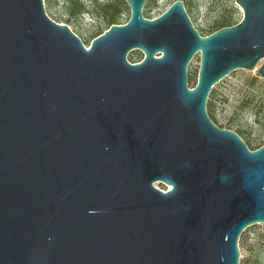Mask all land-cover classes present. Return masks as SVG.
Masks as SVG:
<instances>
[{
  "label": "water",
  "instance_id": "obj_1",
  "mask_svg": "<svg viewBox=\"0 0 264 264\" xmlns=\"http://www.w3.org/2000/svg\"><path fill=\"white\" fill-rule=\"evenodd\" d=\"M126 1L88 48L44 0H0V264H239L264 223V145L207 110L232 71L264 77V0L205 36L183 0Z\"/></svg>",
  "mask_w": 264,
  "mask_h": 264
},
{
  "label": "rangeland",
  "instance_id": "obj_2",
  "mask_svg": "<svg viewBox=\"0 0 264 264\" xmlns=\"http://www.w3.org/2000/svg\"><path fill=\"white\" fill-rule=\"evenodd\" d=\"M90 8L89 13L71 16L68 0H44L46 12L55 21L67 24L90 48L94 36L108 29L106 17L100 8H94L92 0H80ZM103 4H118L121 0H100ZM176 0H147L143 14L155 18L165 12ZM194 26L202 35H209L211 27L223 16L231 15L234 22L243 18V9L235 0H183ZM122 13L118 24L127 22L131 9L126 0L122 4ZM113 12V7L110 9ZM145 54L135 49L128 55L132 63L140 62ZM201 64L197 54L188 65L189 87L194 88L192 80L197 79ZM260 62L254 69L238 68L215 84L208 99L214 103L215 122L222 128L238 132L249 147L257 149L264 142V77L257 76ZM157 187L168 190L165 184ZM239 264H264V223H256L245 229L239 239Z\"/></svg>",
  "mask_w": 264,
  "mask_h": 264
},
{
  "label": "trees",
  "instance_id": "obj_3",
  "mask_svg": "<svg viewBox=\"0 0 264 264\" xmlns=\"http://www.w3.org/2000/svg\"><path fill=\"white\" fill-rule=\"evenodd\" d=\"M68 1H69V13L71 16H81V15H84L85 13H89L90 8L88 6H86L83 2H81L80 0H68ZM92 2H93L94 8H100V10L103 11L104 16L106 17L108 28H110L113 24L120 23L119 19H120V15L122 13V10H123L122 4H124V0H121L120 3L114 4V5L111 4L110 2L103 4L100 0H92ZM112 7H113V12H110V9ZM185 8H186V6H185ZM237 23L238 22H234V19L231 15L223 16L219 20H217L215 22V24L210 28L211 32H209V33L211 34V33L215 32V31H217L223 27L233 26V25H236ZM101 34H102V32H99L94 37L96 38L97 36H99ZM192 81L195 83L194 86H196L197 81H198V77H197V79L192 80ZM213 93L214 92L211 91L212 95H213ZM209 110H210L209 115L213 114V111H214V103L213 102L209 103ZM210 117L215 122L214 117L212 115H210ZM262 145H264V142L260 146H258L257 148L261 147Z\"/></svg>",
  "mask_w": 264,
  "mask_h": 264
}]
</instances>
